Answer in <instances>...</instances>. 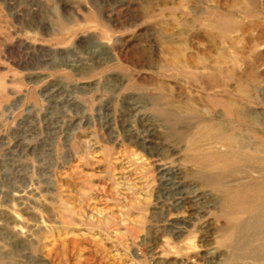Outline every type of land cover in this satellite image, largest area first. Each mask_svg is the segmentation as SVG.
I'll return each mask as SVG.
<instances>
[{
	"label": "rangeland",
	"instance_id": "374dc122",
	"mask_svg": "<svg viewBox=\"0 0 264 264\" xmlns=\"http://www.w3.org/2000/svg\"><path fill=\"white\" fill-rule=\"evenodd\" d=\"M0 264H264V0H0Z\"/></svg>",
	"mask_w": 264,
	"mask_h": 264
}]
</instances>
